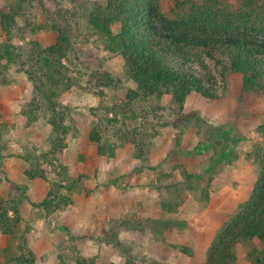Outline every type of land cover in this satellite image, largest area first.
I'll return each mask as SVG.
<instances>
[{
  "label": "rangeland",
  "instance_id": "374dc122",
  "mask_svg": "<svg viewBox=\"0 0 264 264\" xmlns=\"http://www.w3.org/2000/svg\"><path fill=\"white\" fill-rule=\"evenodd\" d=\"M104 1L36 0L26 4L9 36L8 43L27 57L36 43L55 40L48 19L71 40L62 63L72 86L57 98L68 107L74 128L56 154L64 169L57 158L52 164L43 158L52 139L47 115L40 110L32 121L21 112L37 93L34 82L18 62L0 57V202L17 201L24 216L13 233L0 234V264H18L26 230L30 249L41 257L34 264H77L82 258L89 264H206L216 231L248 199L256 181L255 148L264 145L256 132L264 123L263 97L242 89L241 74L226 71L221 54L204 58L218 82V97L191 94L180 110L170 94L145 95L89 23L93 7ZM205 1L160 0V6L170 21L187 14L191 3ZM217 1L232 9L241 4ZM17 3L0 0V9L7 12ZM250 35L264 39V32ZM4 38L0 25V41ZM193 67L201 76L205 72ZM97 71L118 82L96 87ZM133 92L138 96L128 105ZM92 128L105 141L104 154L87 137ZM132 141H143L142 160L133 157ZM36 163L47 170V179L24 174ZM53 189L57 197L49 196L50 206L39 205ZM169 218L186 224H158ZM114 233L123 246H115ZM255 246H260L256 240L238 245L233 264H251L246 255Z\"/></svg>",
  "mask_w": 264,
  "mask_h": 264
},
{
  "label": "trees",
  "instance_id": "16d2710c",
  "mask_svg": "<svg viewBox=\"0 0 264 264\" xmlns=\"http://www.w3.org/2000/svg\"><path fill=\"white\" fill-rule=\"evenodd\" d=\"M34 1L17 0V5L9 11L0 9V25L5 35L0 41V57L18 62L34 82L37 93L31 101L22 104L21 112L32 121L38 119L37 112L40 110L47 115L52 139L51 148L43 158L50 164L57 158L58 166L64 169L56 154L63 150L65 137L74 128L68 107L57 98L72 86L70 83L67 85L68 69L62 63L72 48L71 40L67 32L48 19L56 38L46 45L36 43L29 58L21 48L14 49L8 43L17 16L26 4L33 5ZM259 2L261 0H241L237 9L220 6L217 0L191 3L188 13L182 15L181 19L168 21L162 12L160 0H105L93 7L88 20L94 31L107 39L108 50L122 58L129 78L145 95L170 94L182 110L191 94L209 100L218 97V82L206 71L204 63L205 56L214 57L216 54L227 59L224 66L226 71L241 74L243 90L252 91L264 99V39L250 35L264 32V3ZM42 8L46 11L44 4ZM195 65L205 69L202 76L194 69ZM94 77L98 88L114 87L118 82L105 71L95 72ZM133 93L127 95L128 105L138 96V93ZM181 118L190 120L184 113H181ZM193 119L199 125L204 123L200 116ZM256 132L264 137V123L256 126ZM87 137L97 144L99 153L104 154L105 141L99 131L92 128ZM132 144L134 158L142 160L147 156L144 155L143 141H132ZM254 160L258 165V175L251 193L216 231L206 264L235 263L238 259L236 247L253 240L260 246L247 252V259L251 264H264V145L255 148ZM24 174L29 179H47V170L39 163ZM191 178L199 180L201 176L188 174V179ZM50 195L55 199L57 190L49 191L39 205L50 206V200H53L49 198ZM30 204L34 205L33 202ZM163 206L172 209L169 204L164 203ZM23 217V209L17 201L11 200L7 206L1 201L0 234L13 233ZM154 223L157 224V221ZM158 224L183 227L186 222L169 218L158 221ZM117 225L123 226V223ZM113 235L116 237L115 246H123L116 233ZM21 238L19 248L23 253L18 264H34L41 257L30 249L31 239L27 230L23 231ZM77 264L89 262L82 258L77 260Z\"/></svg>",
  "mask_w": 264,
  "mask_h": 264
}]
</instances>
